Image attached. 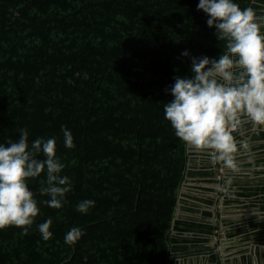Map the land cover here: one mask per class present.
<instances>
[{
    "label": "trees",
    "instance_id": "trees-1",
    "mask_svg": "<svg viewBox=\"0 0 264 264\" xmlns=\"http://www.w3.org/2000/svg\"><path fill=\"white\" fill-rule=\"evenodd\" d=\"M234 2L264 19V0ZM198 3L0 0V144L21 130L29 145L54 138L71 183L55 209L41 194L46 170L26 181L39 214L26 234L0 229V264H179L194 241L171 232L186 144L164 108L175 77L191 78L193 57L226 50ZM85 200L94 201L86 213L77 210ZM72 228L82 236L69 245Z\"/></svg>",
    "mask_w": 264,
    "mask_h": 264
},
{
    "label": "clouds",
    "instance_id": "clouds-1",
    "mask_svg": "<svg viewBox=\"0 0 264 264\" xmlns=\"http://www.w3.org/2000/svg\"><path fill=\"white\" fill-rule=\"evenodd\" d=\"M198 10L207 15L209 27H215L218 41H224L219 58H192L191 78L175 77L171 87L174 99L165 104V118L175 135L191 149L209 150L215 165L232 174L241 171L237 157L247 151L244 140L237 142L245 122L264 127V32L251 7L241 9L234 0H199ZM188 52L182 53L187 56ZM65 146L74 147L70 131L64 129ZM0 144V229L16 226L25 234L39 214L26 181L40 177L46 170V187L41 194L51 197L49 207L60 209L71 190V183L61 172L65 165L56 156L54 138H38L29 145L27 130H21L15 142ZM43 157V158H42ZM232 176L217 191L235 199ZM94 201L85 200L77 210L87 212ZM51 219L39 225L45 241L52 237ZM82 230L72 228L65 243L74 245Z\"/></svg>",
    "mask_w": 264,
    "mask_h": 264
},
{
    "label": "flooded vegetation",
    "instance_id": "flooded-vegetation-1",
    "mask_svg": "<svg viewBox=\"0 0 264 264\" xmlns=\"http://www.w3.org/2000/svg\"><path fill=\"white\" fill-rule=\"evenodd\" d=\"M257 22L264 23V19ZM259 132H263V136ZM233 135L238 144L240 140L248 144L247 151L242 150V155L237 157L241 168L238 174L213 164L208 156L209 150L197 152L186 145L185 172L174 207L171 232L174 237H194V241L186 251L176 254L179 264L192 260L196 264H226L230 258L226 254L229 248H222L223 240L219 238L223 231L227 234L230 229L234 231L237 228H245L240 234H244L247 240L251 239L246 245L257 243L255 254L264 255V127L246 121L242 130ZM229 176H232L229 190L235 189V199L217 191V186L223 185ZM231 212L251 215L244 219L223 216ZM253 255L252 251L248 254ZM197 258L201 259L199 263Z\"/></svg>",
    "mask_w": 264,
    "mask_h": 264
},
{
    "label": "crops",
    "instance_id": "crops-1",
    "mask_svg": "<svg viewBox=\"0 0 264 264\" xmlns=\"http://www.w3.org/2000/svg\"><path fill=\"white\" fill-rule=\"evenodd\" d=\"M250 215H251L250 213L231 212V213H226V215L224 214L223 216H227V217L237 216L236 218L238 219L239 218L244 219L245 217L250 216ZM243 230H245V228H239V229L237 228V230H234V231L230 229L229 231H227V234L229 235V237L227 238L226 236L228 235L224 231L221 233V236L219 239L223 240L222 248H229L226 254H229L230 258H229V261L226 260V264H242V256L245 259V262L243 260L244 264L246 262L248 264H264V255L259 256L258 254H255L257 250V243L252 244L250 242L249 245H246V243L250 241L251 239L247 240L245 239L246 236H243L244 234L242 233L240 234V232ZM233 233H237V234H233ZM262 247L264 248V246ZM250 251L253 252L254 254L253 256H248ZM200 258H197L198 263H199ZM251 259H252V262H251ZM199 264H201V262ZM212 264H215V263H212ZM217 264H224V262L222 263L219 262Z\"/></svg>",
    "mask_w": 264,
    "mask_h": 264
},
{
    "label": "water",
    "instance_id": "water-1",
    "mask_svg": "<svg viewBox=\"0 0 264 264\" xmlns=\"http://www.w3.org/2000/svg\"><path fill=\"white\" fill-rule=\"evenodd\" d=\"M262 144L264 145V139H263V143ZM260 242H262V241H260ZM262 243H264V241ZM188 262L189 263H187V264H196V261L195 260H192L191 262L188 261ZM244 262H245V259H244ZM244 262L242 261V264H244ZM251 262H252V259H251ZM207 264H209V262H207ZM245 264H248V263L246 262Z\"/></svg>",
    "mask_w": 264,
    "mask_h": 264
}]
</instances>
